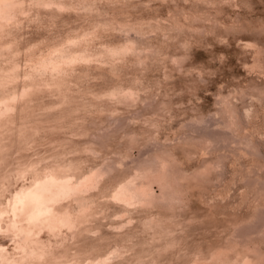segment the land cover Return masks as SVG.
Masks as SVG:
<instances>
[{
    "label": "rangeland",
    "instance_id": "1",
    "mask_svg": "<svg viewBox=\"0 0 264 264\" xmlns=\"http://www.w3.org/2000/svg\"><path fill=\"white\" fill-rule=\"evenodd\" d=\"M51 1L0 24V99L26 89L0 117V209L47 170L97 178L30 263L2 220L5 255L264 264V0ZM133 176L148 191L126 206L112 194Z\"/></svg>",
    "mask_w": 264,
    "mask_h": 264
},
{
    "label": "bare ground",
    "instance_id": "2",
    "mask_svg": "<svg viewBox=\"0 0 264 264\" xmlns=\"http://www.w3.org/2000/svg\"><path fill=\"white\" fill-rule=\"evenodd\" d=\"M16 2H17V0H16ZM16 2L14 1L13 3H11L10 0H0V24H2L1 23L2 20L6 21L7 17H10V18L12 17L13 11H15V9L13 11L11 10L12 11V14H11L10 5L11 4L14 5ZM19 2H21V1H19ZM19 2H17L16 4H19ZM52 2L53 1H51L50 4L52 6H55L56 0L54 1V4H52ZM45 4H47V3H45ZM63 5H61V6H63ZM40 6H43V8H44V5L40 4ZM46 7H50V5L46 6ZM59 7L58 8L56 7V8L59 10ZM15 14H17V13L15 12ZM10 18H8V19H10ZM14 18H12V19H14ZM6 23H4V24H6ZM0 27H2V25ZM58 54H60L59 51H58ZM56 56L59 58L58 55H56ZM56 56H54V57H56ZM63 56H62V58L60 57L61 60L63 59ZM45 57L47 59L49 56L46 55ZM57 57H56V59H58ZM43 59H41V60L43 61ZM64 59H65V57H64ZM41 60L39 62H42ZM49 60H51V59H49ZM54 60L55 59H53V61ZM63 60L61 61L62 63H63ZM56 61L58 62V60H56ZM51 63H52V61H51ZM53 64H54V62H53ZM55 64H57V63H55ZM42 65L37 66V67H40V69H41ZM46 65H49V62H47V63L45 62L44 66L46 67ZM30 66H31V64H30ZM51 66L54 67L55 65L54 66L51 65ZM56 66H55V68H56ZM33 67H35V66L33 65ZM51 69H53V68H51ZM35 70L37 72L36 68H35ZM27 73H29V72H27ZM33 73H34V68H33ZM5 74L9 75V73H5ZM5 74L3 75V73H1V76L3 75L6 77ZM16 75H17V72H16ZM9 76L11 77V75H9ZM12 78H11V80L14 81V79H12ZM4 80H6V79H4ZM2 86H4V85H2ZM22 90H20L21 91V93L19 94L20 97H22V95H21L22 92L24 90L26 91L25 88L23 91ZM26 94H28V93H26ZM17 97H18V94L14 91L10 94V96L8 98L0 99V117L5 115L6 112L12 110V108L14 106L11 103H14L16 101V99L20 98V97H18V98ZM94 170H96V169H94ZM153 170H155V169H153ZM47 171L44 172L45 175H44L43 180L38 182V181H36V178H34L35 180L33 182L31 181V184H29L28 186L27 185L21 186L19 191L17 193H14V195H13L12 205L6 204V206L3 209H0V222L2 220L6 221V223H7V229L6 230L11 231L14 238H16V242L18 245L17 248L19 249V252H20L19 257H21V259H26L25 262H28V263L32 262L35 257L41 258L44 254V251H38V250H36V247H35V242L37 240L36 238L39 235L41 230L46 229L49 232L56 233V232H59L60 229L64 226L77 227L78 217L76 218L73 214L66 211L67 209L61 210L60 207H62L64 203L60 204V202L65 201L66 199L69 200V198H72L73 196L80 194L88 186L89 187L93 186L92 183H95V180L97 178L96 171H93V172H90L86 175L80 176L79 178H73L71 175H68V174L61 175L57 171H49V172H47ZM156 172H159V170L156 169ZM140 173H141V170H140ZM156 175H157V173H156ZM144 176H145V173H144ZM39 177L40 176H37V180L43 178V176H42V178H39ZM135 178L136 177L133 176V178H129L128 180H125L123 182L121 181V183H119L117 185L116 189L114 190L112 197L115 200L120 201L122 204H124L126 206L128 204H129L128 206H130L131 203L136 204L137 202L139 203L140 201L143 202L142 199H144L146 197L145 193H147L148 190L146 191L147 187L144 186L145 184L143 185V183H144L143 180H142L143 183L141 184L140 183L141 181H140L139 182L140 184H139L136 182V180H133ZM148 178H149V175H148ZM148 178H147V180H148ZM154 179L155 178H153V180ZM150 180H151V178H150ZM137 181H138V179H137ZM155 182H157V181H155ZM165 184H167V183H165ZM151 194H153V193H151ZM151 197H153V195ZM148 198H149V196H148ZM154 199H152V200H154ZM6 203H10V200ZM89 205H87V206H89ZM83 209H85V208H83ZM80 212H82V211H80ZM10 213H11V215H10ZM85 214H86V212L84 213V215ZM81 215H82V213H81ZM84 215H82V216H84ZM0 229H1V224H0ZM75 232H78V231L75 230ZM121 252H122V250L120 247H114V248L112 247L111 249H109L105 253H103L101 255L94 256V257H88V258L81 259V260H77V258L76 259L71 258V259H65V260H58L54 263H52L53 262L52 261L51 264H109V262L111 263V261L113 260L111 258H114L117 255L119 256V254L121 255ZM5 253H4V250L0 248V264H19L23 261L22 260L21 262L18 263V261L21 259L17 260L16 257L13 258L10 255H9L10 257L6 256L8 254L6 253V255H5ZM137 262H139V261H137ZM206 262H208V261H206ZM28 263H26V264H28ZM196 263L198 264V262H196ZM48 264H50V263L48 262Z\"/></svg>",
    "mask_w": 264,
    "mask_h": 264
}]
</instances>
